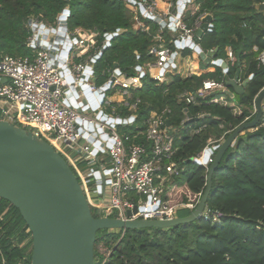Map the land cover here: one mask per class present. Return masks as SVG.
Listing matches in <instances>:
<instances>
[{"label": "trees", "instance_id": "1", "mask_svg": "<svg viewBox=\"0 0 264 264\" xmlns=\"http://www.w3.org/2000/svg\"><path fill=\"white\" fill-rule=\"evenodd\" d=\"M171 1L175 5L178 2ZM256 1L259 0H196L198 9L194 13L192 9L184 12L183 19L189 26L204 13L213 15V27L204 33L201 46L204 50L218 47L216 57L222 59L228 57L227 47L232 49L235 60L226 74L220 66L212 65L213 71L188 76L174 74L168 82L158 83L145 69L142 87L133 89L130 100L139 97L141 103L135 122L125 127L131 135L146 130L152 110L171 108L169 123L177 132L178 147L174 159L183 172L164 193L169 204L195 202L206 188L207 169L189 159L202 152L210 138L225 134L227 137L255 117V99L264 89V62L259 59L264 54V6L256 7ZM141 2L0 0V57L33 56L34 51L28 46L32 34L30 19L39 18L48 26H57L65 9L70 10L69 29L97 31L98 46L104 44L109 34L118 33L109 44L106 42L102 55L93 64L97 86L106 83L116 64L125 74L136 75L138 66L156 60L150 49L158 44L157 35L172 51H178L182 57L191 56V48L176 47V36L171 35L167 26L162 27L141 12ZM238 52L241 78L249 79L243 94L233 98L221 91L198 98L197 103L179 100L180 93L196 91L205 79L234 77ZM118 113L122 117L134 114L128 108H119ZM188 114L201 119L189 121ZM136 141L145 142L144 134H139ZM207 205L219 213L216 220L201 218L165 229H125L122 237L123 229H104L97 234L96 246L103 242L114 247L108 264H264V120L253 131L241 133L228 148L213 174ZM185 211L191 213L189 209ZM0 253L7 264H31L32 235L19 210L2 198Z\"/></svg>", "mask_w": 264, "mask_h": 264}, {"label": "built area", "instance_id": "2", "mask_svg": "<svg viewBox=\"0 0 264 264\" xmlns=\"http://www.w3.org/2000/svg\"><path fill=\"white\" fill-rule=\"evenodd\" d=\"M260 1L264 5V0ZM187 3L193 5L192 13L198 9L196 0H186L185 6ZM140 5L145 8V16H157L158 0H142ZM164 14L168 16V19L166 25H162V27L167 26L174 32L180 31L181 33V36H176V42L181 38L191 39L197 29L201 27L202 19L207 13L199 16L192 26L184 21V11L179 13L178 8L173 13ZM69 15L70 12L65 14L66 19ZM162 16V14L158 15L164 20ZM135 19L138 20V18ZM42 23L39 18H32L29 21L32 34L28 39V46L33 49V56L7 54L0 57V81L3 78L7 79L0 85V98L10 101L16 106L15 110L3 108L2 119L30 127L37 137L48 141L55 147L76 173L96 216L99 214L103 216L117 215L124 221L134 219L171 220L179 217L182 210L189 209L192 212L197 207L202 194L195 202L169 204L164 199V193L174 182L173 179L183 172V168H180L174 159L178 147L175 144L177 132L168 123L171 108L167 106L161 110L151 111L145 131H137L131 135L127 131L121 132L118 129L119 125L129 124L132 120L135 122L141 98L135 97L133 101L130 99L133 96V89L142 87L141 77L145 74V70L141 76L125 74L118 67L110 70L114 79L110 77L105 83H110V85L105 90L103 102L99 104V110H103L104 113L101 118L97 119L92 112L84 111L81 107L67 103V100H69L70 85L73 84L77 86L88 82L92 92L99 91L101 93L105 84L97 86L95 83L86 81L85 78L89 65L93 67V73L90 76L94 74L93 64L97 55L106 48L107 39L102 46H98L97 31L83 28L71 30L68 27L66 35L71 38L73 46L67 56L63 57L60 55V51L54 49V47H58L56 43L44 44ZM211 25L213 27V24ZM46 27L51 26L46 25ZM52 35L49 33L48 40ZM156 39L159 42L150 49V53L157 58L154 61H149L146 69L158 83H164L169 81L166 70L170 67L176 68V65H172L173 51L170 47L161 41L160 35H157ZM227 56V59L224 60L228 64L235 60V54L231 48H229ZM259 59L264 62V54H261ZM223 73L225 74L224 71ZM68 76H72L71 82L67 80ZM112 87L118 88L124 96L122 103H112L106 97V91ZM225 89V80L208 78L203 81L199 89L184 91L178 95V98L187 103H197L198 98H205L225 91ZM213 101L216 100L213 99ZM119 108H128L134 114L127 119L123 118L118 113ZM103 117L106 118L102 119ZM111 118L114 119L113 122H109ZM80 119L81 124H79ZM84 122H92L108 133L112 139L111 146L108 147L105 143L98 148V152L95 154L93 143L99 137H95L94 142H90L88 138L93 135V132L88 131ZM141 133L145 136V142L136 141ZM225 135L218 139L210 138L203 151L194 156L195 159L201 160V165L207 169V172L214 161L219 146L226 138ZM106 151H108L109 165H101L97 159L98 154L106 153ZM207 151L209 160L205 163L203 160ZM97 171L101 172L103 179L95 178ZM98 185H101L102 188L97 189ZM134 208H137V211L129 215L128 211H133ZM105 210L108 213L113 212V214L106 215ZM218 216L219 213L213 211L208 205L202 211V218L208 220H216ZM124 233L125 229H123L121 237ZM96 252L97 264H108L111 261L114 247L101 242L97 244ZM0 264H7L1 253Z\"/></svg>", "mask_w": 264, "mask_h": 264}, {"label": "water", "instance_id": "3", "mask_svg": "<svg viewBox=\"0 0 264 264\" xmlns=\"http://www.w3.org/2000/svg\"><path fill=\"white\" fill-rule=\"evenodd\" d=\"M185 2L186 0H178L179 13L184 11ZM140 10L143 14L145 13L142 5H140ZM69 12V9L63 11L57 26L46 27V24H41V28H44V44L56 43L58 47L54 49L60 51L63 57L67 56L73 46L71 38L66 35L68 22L65 14ZM148 17L161 25H166V21L156 15H148ZM213 19L212 14H206L202 19L201 27L191 39H177L175 44L177 48H191L206 65L220 66L226 74L229 65L224 59L216 57L218 47L204 50L201 46L204 33L212 28ZM49 33L53 35L48 40ZM117 34V32L109 34L107 43L109 44L113 36ZM101 55L102 53L97 55L96 59ZM176 55L177 51H173L172 65H175ZM236 60L238 69L234 77L225 80L226 89L224 91L233 98L236 94H243L249 82V79L240 82L242 64L240 52L237 53ZM116 67L119 68L117 64ZM92 68L88 66L86 81H89L90 74L93 73ZM67 80L71 82L72 76H68ZM6 81L7 79L3 78L0 85ZM109 85L110 83L105 84L101 93L92 92L88 82L77 86L70 85L67 103L92 112L97 119L101 118L104 111L99 110V104L103 102L105 90ZM97 111L98 113L95 114ZM188 116L191 118L190 114ZM199 119L201 117L191 118L189 121L196 122ZM113 120L111 118L109 122ZM262 120H264V89L255 99V117L239 125L219 146L214 161L209 167L206 188L197 207L190 214L171 220L124 221L117 215L99 214L95 216L76 173L55 147L48 141L37 137L31 130L9 120L0 119V198L16 207L28 226L32 235L31 264H95L97 234L101 230L165 229L201 219L202 211L207 205L213 187V174L226 151L241 133L255 129ZM81 123L80 119L79 124ZM84 125L89 132H93V135L88 138L90 142H94L95 137H99L93 143L95 154L98 148L105 143L106 146H111L112 139L101 127L92 122H84ZM208 160L209 152L207 151L203 161L206 163ZM189 161L201 164V160L194 157H191ZM95 178L103 179L100 171H97ZM101 188L102 186L98 185L97 189ZM136 211L137 208H134L133 211H128V214L131 215Z\"/></svg>", "mask_w": 264, "mask_h": 264}, {"label": "crops", "instance_id": "4", "mask_svg": "<svg viewBox=\"0 0 264 264\" xmlns=\"http://www.w3.org/2000/svg\"><path fill=\"white\" fill-rule=\"evenodd\" d=\"M171 1V0H170ZM169 1V2H170ZM158 9L159 11H163V10H166V5H169L170 3L164 1V0H158ZM177 6H175V9L178 8V4H176ZM255 5L256 7H260L262 4H261V1L259 0L258 2L256 1L255 2ZM264 6V5H262ZM193 5L191 4L190 5V9H192ZM187 11V10H186ZM184 12H185V9H184ZM169 28V27H168ZM170 29V28H169ZM171 30V35L174 36V31L172 29ZM230 47H227V52L229 50ZM263 54V53H262ZM190 59L189 63L186 64V67H185V70H184V74L181 73V69L182 67L179 65L178 61H180L182 59V56L179 55V52L177 51V55L175 57V65H176V68H173V67H170L168 70H166V75H167V78H169V80L171 79V76L174 75V74H180L182 76H188L192 73H197V74H200L202 72H206V71H213L214 70V66L212 65H206L199 57V55H197L194 50H193V54L191 56H187ZM224 59H227V58H224ZM77 60V59H76ZM149 62V61H148ZM146 62L144 64V66H138L137 67V71H138V74H136L137 76H141L143 73H144V70L146 69V66H147V63ZM229 62V61H228ZM230 63L229 62V66H230ZM202 64L204 66H202ZM154 70V69H153ZM191 71V72H190ZM240 76L242 77V73L240 74ZM110 77H112L110 75ZM109 77V79H110ZM108 79V80H109ZM107 80V81H108ZM106 81V82H107ZM243 79L241 78L240 82H242ZM89 82L91 83H95V78H94V74L90 76V79H89ZM143 83V82H142ZM110 90V91H109ZM108 91H106V97L112 101V103H122V101L124 100V96L122 95V93L118 90V88H115V87H112L111 89H109ZM237 94L235 95V98H236ZM3 108H11L12 110H15L16 109V106L14 105V103L6 100V99H3V98H0V119L3 118ZM154 111V110H152ZM131 115L127 116V117H123V118H129ZM132 121L129 122V124H122V125H119V126H122L123 128H125L127 125H132L131 124ZM118 126V127H119ZM126 132V131H125ZM98 162L101 164V165H109V156H108V151H106V153H99L98 154Z\"/></svg>", "mask_w": 264, "mask_h": 264}, {"label": "rangeland", "instance_id": "5", "mask_svg": "<svg viewBox=\"0 0 264 264\" xmlns=\"http://www.w3.org/2000/svg\"><path fill=\"white\" fill-rule=\"evenodd\" d=\"M164 1H166V2H168V3H170L169 5H166V10H163V11H159V9L156 11V14H157V16L158 15H160V14H162L163 16V18H164V20L165 21H167V17L168 16H166L164 13H168V12H174V10H175V6H177V5H175V4H173V2L172 1H170V0H164ZM170 1V2H169ZM159 3V2H158ZM190 3H187L186 4V6L184 7V9H185V11L186 10H188V9H190ZM136 26H138V23H136ZM174 34V36H181V33H180V31H176V32H174L173 33ZM190 59L191 58H189V57H182V59L180 60V61H178V63H179V65L182 67V69H181V73H183L184 74V70H185V67H186V64H188L189 63V61H190ZM202 66H204L203 64H202ZM191 72V71H190ZM221 92V91H220ZM118 129L121 131V132H124V131H126L125 130V128H123L122 126H119L118 127ZM254 129H250L249 131H253ZM81 179V178H80ZM81 182H82V179H81ZM105 213H106V215H109V214H113V212H111V213H108V212H106V210H105ZM188 214H190V213H188V211H185V210H182L180 213H179V216H186V215H188Z\"/></svg>", "mask_w": 264, "mask_h": 264}]
</instances>
